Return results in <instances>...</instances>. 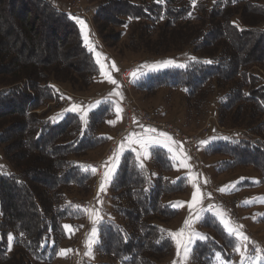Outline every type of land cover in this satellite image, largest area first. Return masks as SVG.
<instances>
[{
  "label": "trees",
  "instance_id": "1",
  "mask_svg": "<svg viewBox=\"0 0 264 264\" xmlns=\"http://www.w3.org/2000/svg\"><path fill=\"white\" fill-rule=\"evenodd\" d=\"M96 7L95 33L107 46L120 43L129 27L126 47L144 53L145 65L170 58L186 66L142 78L135 91L178 92L189 117L211 111L228 135L213 129L216 142L205 155L222 159L221 172L252 168L264 185V78L254 69L264 72V0H195V6L192 0H97ZM70 15L49 0H0V148L15 169L0 174V264L53 262L65 238L63 222L81 217L65 191L87 193L94 174L79 161L105 144L100 130L114 116L112 105L91 99H79L76 111L53 113L62 96L85 98L98 75ZM151 155L155 170L171 172L164 151ZM150 177L134 154L121 158L108 188L109 218L98 226L101 264H163L170 254L163 225L179 213L164 200L184 193L186 178ZM203 227L210 238L197 244L193 264H212L217 253L230 260L235 241L213 219Z\"/></svg>",
  "mask_w": 264,
  "mask_h": 264
},
{
  "label": "rangeland",
  "instance_id": "2",
  "mask_svg": "<svg viewBox=\"0 0 264 264\" xmlns=\"http://www.w3.org/2000/svg\"><path fill=\"white\" fill-rule=\"evenodd\" d=\"M49 1L62 2L65 5L63 10L68 14H72L68 12V8L70 10V7L78 4L84 10L87 20L84 18L85 14L84 16H81L80 14H72L70 17L77 24L83 45L86 50L91 53L97 65L98 75L94 78L90 89L83 96L91 98L94 96L97 98L101 97L99 100L94 99L97 101L93 102L92 105L100 103L110 104L112 105V112L114 114L113 118L107 120L104 127L100 130V135L106 139L105 144L88 152L84 157H80V160L97 163L105 157L107 152L108 154L110 153L108 151L110 147L117 145V151L118 147L123 142L124 148L122 149V155L117 160L118 166L121 158L125 154L132 153L134 154L136 161L139 162V164L142 163L144 168L150 171L151 181H154V179L161 176L173 183L178 181L181 177L186 178L185 192L180 195L170 196L168 199L164 200L166 203H169L172 208L177 210L179 214L163 225V230L171 240L172 250L170 254L163 259L162 263L173 264L175 261L176 264H193V255L197 244L205 243L210 238L211 233L203 227V224L205 221L213 219L218 223L224 233L235 241V244L234 249L227 252L230 260L224 259L221 253H217L214 255L212 264H264V185L260 182L259 175L252 168H240L225 172L219 171L218 167L222 159L217 156H206L205 149L207 145H201L200 143L202 140H207L211 143L216 142V138L212 136L213 129H218L219 131L224 132H220L221 136L225 135L224 137L228 135V131L219 125L217 118H215L211 111L207 112L205 117L194 118L189 117L188 115L186 116L183 109V103L180 100L182 95L178 92L160 90L154 96H145L143 93H138L134 89L140 79L146 78L151 74L178 68V66H176L177 64L168 67H161L160 62H148L145 65L144 53L133 52L126 47L129 40V27L122 29L123 38L121 42L115 46H107L101 42L97 35H95L96 33H94L96 31L92 21L93 14L97 8V0ZM81 20L84 21V25L78 22ZM167 60L172 59L169 58L164 61ZM132 62H141L136 70L139 78L134 79L131 76L130 80H128V84H124L120 81L117 75V68L121 70V67L125 68L126 65ZM119 63H121V65ZM254 69L264 78V72L262 69ZM109 78L116 83H110ZM60 87L70 93L67 87ZM117 93H119V95H117ZM74 97L62 96L60 106L56 107L53 113L60 114L61 112H66V110L71 109L76 105L79 99H85ZM111 102H115V107ZM49 105L52 106L53 103H50ZM128 105L133 108L136 115L137 111H139V113H144L154 118L157 122L180 130L187 136L198 135L199 133L200 147H198V150L196 149L193 151L189 145L182 146L175 136L165 129H156L157 133H149L143 130L145 128L144 126L137 125L126 130L128 127V115L124 106ZM117 108L121 109L119 117L117 116ZM44 111H46V107H44V109L40 108L34 113L39 114ZM108 121H112L113 123L110 124ZM208 123L211 124V128L206 130V124ZM131 133L143 134L145 138L152 143L158 141L159 146L147 149L146 151H148L150 155L145 156V150H143L139 144L125 140V138ZM158 133H167L172 140L168 141L166 138L159 136ZM259 138H264V134ZM107 139L111 141L109 142ZM169 147L172 149L171 154L167 150ZM153 149H159L167 154L172 163V170L170 173L164 175L152 167L153 159L151 151ZM118 166L111 175L110 182L115 176ZM13 171H15V169L11 164L5 161L0 148V174H9L13 173ZM188 177H191V179H188ZM90 183V188L87 190V193L86 191H79L75 188L66 190V201L75 203L84 202L87 198L89 199L93 194V181ZM194 184L196 185V188L193 187ZM207 184H210L215 189L216 199L221 202L222 206L217 204L213 195L209 191L210 189L207 188ZM225 187L226 191L221 192L220 189ZM194 192L197 194V203L193 205L191 222L189 227L185 229L183 240L185 243L187 242L189 232L201 234L206 238L199 239L196 236H193L192 243L189 245L190 252L187 257H185L183 248H181L180 256L178 257L176 244L169 233L179 232L184 227L185 220L190 217L188 204L192 202ZM200 209L203 210L200 211ZM198 211L200 217L199 220L197 219ZM226 213H229L231 216L228 217ZM231 218L235 221H240L245 229L247 228V230L249 229L251 231L253 236L252 245L251 242L249 244L251 246H249L243 238L244 235L241 230L243 227L237 225ZM222 220L224 221L223 223L221 222ZM74 224H76V221H65L63 223V226H70L68 228L64 227L65 232L72 233L67 236V241L60 246L57 257L56 259L54 258L51 264H75L77 262L78 257L76 256L75 250L79 245V239H74L76 236L74 232ZM226 224L228 227L235 229V232L232 235L226 230ZM9 236L12 237V235H8L6 242L8 252L11 254L14 251V246L13 241H9ZM218 243L220 244V242ZM237 248L240 249L239 252L236 250Z\"/></svg>",
  "mask_w": 264,
  "mask_h": 264
},
{
  "label": "snow or ice",
  "instance_id": "3",
  "mask_svg": "<svg viewBox=\"0 0 264 264\" xmlns=\"http://www.w3.org/2000/svg\"><path fill=\"white\" fill-rule=\"evenodd\" d=\"M158 2H163V0H158ZM193 2V6H195V0H192ZM80 24L84 25V21H78ZM86 27V25H85ZM126 27V25H125ZM192 62L194 63H203V64H212L213 61L212 60H201L198 61L195 57H191L190 58ZM175 65V61L174 60H167V61H163L160 62V66L161 67H168V66H173ZM114 66V65H113ZM178 67H186L185 65H176ZM132 77L134 79H138V75L137 72L134 71L133 73H131ZM109 82L115 84L116 82L114 80H111V78H109ZM117 95H119V93H117ZM113 103V106L115 107V102H111ZM89 109H91V106H89ZM77 110V106H73L71 109H68L66 111H76ZM121 111V109L117 108V116L119 117V112ZM88 118V113L84 112L80 115V119L82 122L86 123V120ZM51 119V118H50ZM108 123H113L112 121H108ZM147 132L149 133H157V130L154 128H148L146 129ZM159 136L166 138L168 141H171L172 138L167 134V133H158ZM225 139H227L225 137ZM125 140L130 141L132 143L135 144H139L141 146V148L143 150H145V156L150 155V153L148 151H146L149 148L155 147V146H159V142L157 141L156 143H152L151 141H149L148 139L145 138V136L143 134H137V133H131L128 137L125 138ZM201 145H208L211 142L207 141V140H202L200 141ZM124 148V144L123 142L121 143V145L118 147L117 151L114 153V155L112 157L109 158L108 161H105V166L107 168V170L104 173V182L101 183L100 185V191L103 192L105 191V182H110V177L111 175L114 173L115 168L118 166L117 165V160L120 158V156L122 155V149ZM168 152L171 154L172 149L169 147ZM139 167L141 169L144 168V165L142 163L139 164ZM92 171L94 172L95 169H92ZM188 179H191V177H188ZM194 188H196V185H193ZM221 192L226 191V187L225 188H221L220 189ZM197 203V194L194 192L193 196H192V202L188 204L189 210H190V217L188 219L185 220L184 222V227L179 231V232H175L172 233L170 232L169 235L171 236V238L174 240L175 244H176V248H177V256H180V252H181V248H183L185 257H187L188 253L190 252V248L189 245L192 243V237L196 236L199 239H205L206 237H204L201 234L198 233H194V232H189L188 233V240L185 243L183 240L184 237V233H185V229H187L189 227V224L191 222V212H192V208L193 205ZM79 207V206H77ZM203 209H200V211H202ZM197 219L199 220V211L197 212ZM94 223H96V221H93ZM222 223L224 222L223 220L221 221ZM65 228H68L70 226L65 225ZM226 230L229 232L230 235H232L235 232V229L228 227V225H225ZM98 234V229L97 228H93L92 229V240H90L87 244L86 247H89L92 243L96 242V236ZM245 240L247 239V237H243ZM12 240V237L9 236V241ZM238 252L240 251L239 248L236 249ZM173 264H176V262L174 261Z\"/></svg>",
  "mask_w": 264,
  "mask_h": 264
},
{
  "label": "crops",
  "instance_id": "4",
  "mask_svg": "<svg viewBox=\"0 0 264 264\" xmlns=\"http://www.w3.org/2000/svg\"><path fill=\"white\" fill-rule=\"evenodd\" d=\"M51 3L58 9L63 11V7L65 6L62 2L59 1H51ZM85 99H101V97H85ZM96 100V101H97ZM144 128V127H143ZM146 129L151 128V127H145ZM143 129L144 131H146V129ZM155 129V128H154ZM147 132V131H146ZM109 142L111 140L107 139ZM108 142V143H109ZM107 143V144H108ZM106 144V145H107ZM183 146V145H182ZM106 147V146H105ZM117 145L115 146V150L112 153V155L110 157H112L116 151ZM105 150V148H104ZM109 159L105 157H103L100 161L103 164V176L101 181L99 182V188L97 193L94 195L92 194L91 197H89V199L87 198L84 202H75L74 204L79 206L77 208V210L80 211L81 217L79 220H75L76 224L75 225V234L76 236L74 237V239H79V245L77 246L75 253L76 256L78 257L77 262L75 264H101L104 263L105 261L100 259L98 255L95 254V246L97 245L98 242V235L96 236V242L92 243L89 247H86V244L92 240V229L95 227L98 229V226L100 223H102L103 221L107 220L109 218V209H110V195H109V185L110 183H105V191L101 192L100 191V185L102 182H104L105 178H104V173L107 170L106 166H105V161H108ZM83 166L88 167L91 171L93 169L92 165L85 163V160H80L79 161ZM105 167V169H104ZM93 172V171H92ZM95 173V171L93 172V174ZM93 180H94V175H93ZM92 180V181H93ZM112 181V180H111ZM85 203H90L89 207H86L84 204ZM73 204V203H72ZM96 221V223H94L93 221ZM68 221V220H65ZM64 221V222H65ZM63 222V223H64ZM69 222V221H68ZM74 222V221H73ZM87 224V226L85 227V225ZM63 227V232L65 234V238L64 240L61 242V244L58 247L55 259L57 257V254L59 252V248L60 246L67 241V236L71 235V233H66L64 230V226ZM249 233H250V241H251V245L253 242V236L251 231L248 229ZM250 245V246H251ZM251 252V251H248Z\"/></svg>",
  "mask_w": 264,
  "mask_h": 264
},
{
  "label": "built area",
  "instance_id": "5",
  "mask_svg": "<svg viewBox=\"0 0 264 264\" xmlns=\"http://www.w3.org/2000/svg\"><path fill=\"white\" fill-rule=\"evenodd\" d=\"M70 10L68 8V12L72 13V14H80L81 16H84V14H85L84 10L79 6V4L76 5V6L70 7ZM84 18L86 19V14H85ZM119 64L121 65V63H119ZM140 64H141V62H138V63H133L132 62V63L126 65L125 68H122L119 65L121 67V70L117 68V75H118L120 81L122 83H124V84H128V80H130V77L132 76L131 73L136 71ZM48 87H52V89L56 88V89L62 91L63 93H65L57 85L49 83ZM124 109L126 110V113L128 115V127L126 128V130H129L131 127L137 126V125L138 126H144V127H151V128L160 129V130L161 129H165V130L170 131L175 136V138L177 139V141L181 145H183V146L189 145V147H191V149L193 151H195L196 149L198 150V147H199V136H200L199 133H198V135L187 136L183 132H181L180 130L175 129L172 126H168L166 124L157 122V121H155L154 118H152V117H150V116H148V115H146L144 113H141V112L139 113V111H137V115H136L135 112L133 111V108L129 107V105L128 106H124ZM206 127H207L206 130H208V128H211V124H209V123L206 124ZM114 148H115V146L114 147H110L108 149V151L110 153L108 154V152H107L106 158H108V159L110 158ZM85 163L92 165L93 169H95L94 180H93V184H92V189H93L92 192L95 195L97 193V191H98V188H99V182L101 181L102 176H103V164L101 163V161H99L97 163H92V162L85 161ZM207 188L210 189L209 191L213 195V197L216 200L217 204L222 206L221 202L216 199L215 189L210 184H207ZM84 205L86 207H89L90 203H85ZM226 215L228 217L231 216L229 213H226ZM231 219H233V218H231ZM234 222L237 225H241V227H243L241 230L243 232L244 237H247V239L245 241L249 245L250 242H251L250 241L251 238H250L249 231L247 230V228L246 229L244 228V226L242 225V223H240V221H238V220L235 221L234 220ZM86 226H87V224L85 225V227Z\"/></svg>",
  "mask_w": 264,
  "mask_h": 264
}]
</instances>
